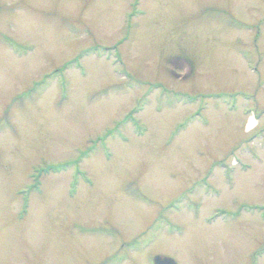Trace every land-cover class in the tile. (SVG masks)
I'll list each match as a JSON object with an SVG mask.
<instances>
[{
    "label": "rangeland",
    "instance_id": "rangeland-1",
    "mask_svg": "<svg viewBox=\"0 0 264 264\" xmlns=\"http://www.w3.org/2000/svg\"><path fill=\"white\" fill-rule=\"evenodd\" d=\"M154 255L264 264V0H0V264Z\"/></svg>",
    "mask_w": 264,
    "mask_h": 264
},
{
    "label": "water",
    "instance_id": "water-1",
    "mask_svg": "<svg viewBox=\"0 0 264 264\" xmlns=\"http://www.w3.org/2000/svg\"><path fill=\"white\" fill-rule=\"evenodd\" d=\"M152 264H176V262L170 257L155 255L152 258Z\"/></svg>",
    "mask_w": 264,
    "mask_h": 264
},
{
    "label": "bare ground",
    "instance_id": "bare-ground-1",
    "mask_svg": "<svg viewBox=\"0 0 264 264\" xmlns=\"http://www.w3.org/2000/svg\"><path fill=\"white\" fill-rule=\"evenodd\" d=\"M250 122H251V126H249ZM254 125H255V119L249 118V121H248V124H247V129L252 128Z\"/></svg>",
    "mask_w": 264,
    "mask_h": 264
},
{
    "label": "clouds",
    "instance_id": "clouds-1",
    "mask_svg": "<svg viewBox=\"0 0 264 264\" xmlns=\"http://www.w3.org/2000/svg\"><path fill=\"white\" fill-rule=\"evenodd\" d=\"M249 126H251V122H250Z\"/></svg>",
    "mask_w": 264,
    "mask_h": 264
}]
</instances>
